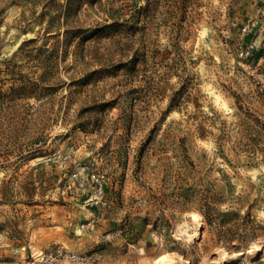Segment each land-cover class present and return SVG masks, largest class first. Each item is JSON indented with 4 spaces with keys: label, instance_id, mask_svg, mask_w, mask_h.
I'll list each match as a JSON object with an SVG mask.
<instances>
[{
    "label": "rangeland",
    "instance_id": "rangeland-1",
    "mask_svg": "<svg viewBox=\"0 0 264 264\" xmlns=\"http://www.w3.org/2000/svg\"><path fill=\"white\" fill-rule=\"evenodd\" d=\"M162 254L264 264V0H0V264Z\"/></svg>",
    "mask_w": 264,
    "mask_h": 264
},
{
    "label": "bare ground",
    "instance_id": "bare-ground-1",
    "mask_svg": "<svg viewBox=\"0 0 264 264\" xmlns=\"http://www.w3.org/2000/svg\"><path fill=\"white\" fill-rule=\"evenodd\" d=\"M192 220L193 221H197L198 220V216L196 214H192ZM186 231V230H185ZM188 236V235H187ZM190 236V235H189ZM255 247H257L255 245ZM257 249V248H256ZM155 264H173V260L170 256H168L167 254H162L160 256H158L155 259Z\"/></svg>",
    "mask_w": 264,
    "mask_h": 264
}]
</instances>
